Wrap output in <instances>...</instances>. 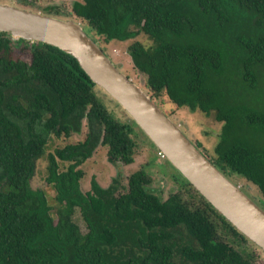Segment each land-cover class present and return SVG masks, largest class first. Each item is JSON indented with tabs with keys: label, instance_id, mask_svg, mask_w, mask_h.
Returning a JSON list of instances; mask_svg holds the SVG:
<instances>
[{
	"label": "trees",
	"instance_id": "obj_1",
	"mask_svg": "<svg viewBox=\"0 0 264 264\" xmlns=\"http://www.w3.org/2000/svg\"><path fill=\"white\" fill-rule=\"evenodd\" d=\"M44 14L58 16L55 6ZM71 15L106 42L145 35L148 45L135 40L127 52L151 99L213 113L222 123L213 158L201 151L264 199V0H75ZM15 45L29 60L10 56ZM97 88L69 53L0 33V264H252L248 245H256L169 161L178 190L166 199L144 168L126 184L119 172L107 187L92 178L81 190L79 166L99 144L110 163L128 165L134 128L145 135ZM82 120L85 138L49 155L54 218L44 191L31 186L35 161L52 135L80 133Z\"/></svg>",
	"mask_w": 264,
	"mask_h": 264
},
{
	"label": "water",
	"instance_id": "obj_2",
	"mask_svg": "<svg viewBox=\"0 0 264 264\" xmlns=\"http://www.w3.org/2000/svg\"><path fill=\"white\" fill-rule=\"evenodd\" d=\"M1 32L47 43L72 55L181 175L264 255V209L224 175L151 97L112 63L79 22L0 3Z\"/></svg>",
	"mask_w": 264,
	"mask_h": 264
},
{
	"label": "rangeland",
	"instance_id": "obj_3",
	"mask_svg": "<svg viewBox=\"0 0 264 264\" xmlns=\"http://www.w3.org/2000/svg\"><path fill=\"white\" fill-rule=\"evenodd\" d=\"M75 0H0V3H5L19 7L25 10L39 12L43 15L45 8L55 6L58 16L51 15L60 19H71V5ZM82 1V0H78ZM83 29L91 36V32L87 27ZM12 39H17L11 36ZM106 56L112 63L128 78L138 85L149 96L150 93L145 86V76L136 70L132 64L131 58L127 52V47L130 43L138 40L146 45L150 43L147 37L139 34L133 39L126 41L111 40L106 42L102 37L93 35L92 37ZM12 58L23 57L29 60L30 55L26 51H21L18 45H15L14 51L10 53ZM99 89V95L104 100L106 106L114 113L116 117L123 121H128L129 114L116 103L109 95L105 94L103 90ZM154 103L158 108L164 112L192 141L199 145L209 158H213V148L218 141V136L221 130L222 123L215 120L213 113L205 115L196 110L191 111L187 107L180 109L169 103L165 97L153 98ZM87 133L86 121L82 120L80 133H70L68 136L62 134L61 136L52 135L45 147L44 153L35 161L34 173L31 177L30 183L32 188L41 189L44 191L47 201L51 207V214L56 218L55 213L58 207L55 200V190L52 185L48 184L46 177L48 175L49 155L55 154L57 149H61L68 144H75L82 141ZM134 138L136 147L134 151V161L131 164H117L110 163L108 160L107 146L99 144L92 155L85 160L79 167L83 171V177L80 179V187L83 192L90 189L92 178L102 186L107 187L113 177L121 173V180L123 184L127 183L128 176L138 170L144 168L151 177L149 187L163 199H166L171 193L178 190V184L173 181L172 176L175 174L174 168L168 163L166 157H163L160 150L151 144L150 139L145 136L137 127L134 128ZM60 170H65L68 162L57 160ZM232 181L240 187V189L258 206L262 207L264 199L258 188L251 182L237 176L231 177ZM75 221L79 225L82 232H86V225L79 212L74 214ZM185 243V242H184ZM255 254V259L252 264H264V255L259 247L251 244L248 245ZM183 262V261H182ZM186 264V263H185Z\"/></svg>",
	"mask_w": 264,
	"mask_h": 264
},
{
	"label": "built area",
	"instance_id": "obj_4",
	"mask_svg": "<svg viewBox=\"0 0 264 264\" xmlns=\"http://www.w3.org/2000/svg\"><path fill=\"white\" fill-rule=\"evenodd\" d=\"M160 152H161V151H160ZM161 154H162V156H163V157H165V155H164V153H163V152H161Z\"/></svg>",
	"mask_w": 264,
	"mask_h": 264
}]
</instances>
